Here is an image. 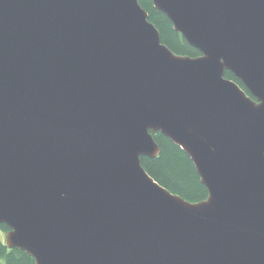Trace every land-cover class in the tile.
I'll return each instance as SVG.
<instances>
[{"label":"water","instance_id":"obj_1","mask_svg":"<svg viewBox=\"0 0 264 264\" xmlns=\"http://www.w3.org/2000/svg\"><path fill=\"white\" fill-rule=\"evenodd\" d=\"M151 1L198 57L138 0H0V228L34 264H264V0ZM156 132L205 200L146 173Z\"/></svg>","mask_w":264,"mask_h":264},{"label":"trees","instance_id":"obj_2","mask_svg":"<svg viewBox=\"0 0 264 264\" xmlns=\"http://www.w3.org/2000/svg\"><path fill=\"white\" fill-rule=\"evenodd\" d=\"M140 7L146 11L148 21L160 34L162 44L172 53L179 56L196 58L198 50L189 46L183 37L173 30L168 18L154 9L151 0H138ZM224 77L235 82L247 95L249 92L241 81L226 71ZM159 148V154L153 158L141 157V165L146 173L161 187L191 203H198L207 198V190L200 183L194 166L189 157L168 138L156 132L152 134ZM8 228L1 225L0 232ZM0 264H34V260L17 249H8L0 238Z\"/></svg>","mask_w":264,"mask_h":264},{"label":"rangeland","instance_id":"obj_3","mask_svg":"<svg viewBox=\"0 0 264 264\" xmlns=\"http://www.w3.org/2000/svg\"><path fill=\"white\" fill-rule=\"evenodd\" d=\"M0 238L4 241V239H5V233L0 232Z\"/></svg>","mask_w":264,"mask_h":264}]
</instances>
